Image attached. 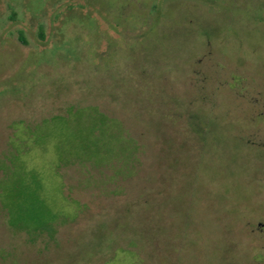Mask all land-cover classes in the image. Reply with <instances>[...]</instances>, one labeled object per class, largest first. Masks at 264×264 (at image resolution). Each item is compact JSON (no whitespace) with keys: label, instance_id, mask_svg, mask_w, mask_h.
Here are the masks:
<instances>
[{"label":"rangeland","instance_id":"1","mask_svg":"<svg viewBox=\"0 0 264 264\" xmlns=\"http://www.w3.org/2000/svg\"><path fill=\"white\" fill-rule=\"evenodd\" d=\"M0 264H264V0H0Z\"/></svg>","mask_w":264,"mask_h":264},{"label":"trees","instance_id":"2","mask_svg":"<svg viewBox=\"0 0 264 264\" xmlns=\"http://www.w3.org/2000/svg\"><path fill=\"white\" fill-rule=\"evenodd\" d=\"M40 35L42 36V33ZM21 39L23 42H25L23 37H21ZM84 108H87L88 115L91 118L90 122L92 123L91 149L92 151H94V153L88 159L89 163L91 162L94 165L100 166L116 160L117 162H121V166L117 170H115L114 176L121 173L123 174V172L125 171L124 168L128 166L127 164L132 159H135V153L137 150V145L134 142L135 140L131 138L127 139L124 137V135L123 139L120 135H111V133L116 132V128L120 127L119 123L116 120L114 121L113 119H110V117H108L104 113L98 111L96 107ZM73 109L74 108H71L70 110L72 111ZM58 117L61 116H57L56 118ZM48 121V119H45L43 120V123H47ZM27 132V134H31L32 130H28ZM97 132H99L100 134L96 135ZM103 132L106 133V136L102 138L101 136ZM49 135L50 134H47L46 138L49 137ZM20 146L21 144L14 139V142L11 143L12 148L9 153H7L11 154L9 156L6 155V160L4 159L5 175L8 176V178L10 177L12 179H15L16 182H18V180L22 182V172H19V170L17 171V169L19 168L18 164L20 162L19 158L22 154ZM39 157L40 156H36L34 160H39ZM128 173L130 174L131 172L126 171L127 176L129 175ZM14 200L16 203L14 206L17 209H19L18 205H21L22 203H25V206H28L29 208L25 212L26 216L24 220L22 215L24 211L20 210V212H16L20 214L22 220H10L11 223L18 225V223L21 222L20 228L22 229L35 228L37 231L39 230L40 232H47L49 234L56 231V227H54L53 225V222H55V216L50 212L48 213L46 210L45 212H42V207H44L42 205V201L38 198V195L36 196L33 194V191L28 192L27 197L24 198V201L21 198H18L16 195L14 196ZM34 205H37V208L34 207Z\"/></svg>","mask_w":264,"mask_h":264}]
</instances>
